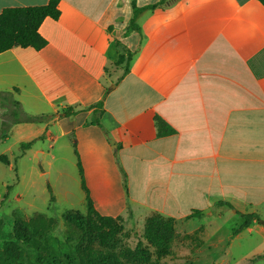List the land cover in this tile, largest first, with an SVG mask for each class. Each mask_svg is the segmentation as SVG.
<instances>
[{
    "label": "crops",
    "instance_id": "0c3cea01",
    "mask_svg": "<svg viewBox=\"0 0 264 264\" xmlns=\"http://www.w3.org/2000/svg\"><path fill=\"white\" fill-rule=\"evenodd\" d=\"M47 1L0 0V11ZM133 4L150 7L129 30ZM58 6L59 17L39 25L42 48L0 52V92L24 113L47 116L13 123L0 142L40 136L69 152L81 164L93 206L115 208L102 215H198L207 231L218 215L240 217L239 227L243 215L256 214L236 234L253 226L264 239V5L59 0ZM123 49L131 52L124 75L114 65ZM5 110L0 104V124ZM156 117L173 131L157 135ZM26 153L48 154L34 145ZM75 178L85 204L78 171ZM61 187L62 197L71 195Z\"/></svg>",
    "mask_w": 264,
    "mask_h": 264
},
{
    "label": "rangeland",
    "instance_id": "374dc122",
    "mask_svg": "<svg viewBox=\"0 0 264 264\" xmlns=\"http://www.w3.org/2000/svg\"><path fill=\"white\" fill-rule=\"evenodd\" d=\"M14 139L0 142V153L8 147L5 156L10 163L7 165L0 160V251L5 240L13 239V221L18 216L32 221V226L41 225L42 229L36 235L38 247L19 242L20 257L13 264H80L78 248L82 230L63 217L70 210L85 212V204L78 198L80 191L75 178L78 167L73 155L66 150L58 152L57 144L40 136L32 145L41 147L48 154L42 158L33 153L24 155L25 150ZM50 144L54 145L53 149ZM61 186L67 187L72 196L62 197L59 194V189H63ZM97 211L108 214L114 213L115 208H98ZM151 213L136 212L133 215L129 210L127 215L119 216L122 231L117 235V243L113 247H104L95 241L93 251L108 252L109 256L113 253L125 261V253L140 250L158 264H264V239L258 234L257 227L251 226V230L244 229L238 235L234 233L240 217L218 215L216 220L208 223L207 231L204 229L206 219L198 215L190 216V219L172 217L175 236L169 248L163 251L158 240L147 239L144 235V222ZM194 225L199 228L195 229ZM255 255L260 257L248 261Z\"/></svg>",
    "mask_w": 264,
    "mask_h": 264
},
{
    "label": "trees",
    "instance_id": "16d2710c",
    "mask_svg": "<svg viewBox=\"0 0 264 264\" xmlns=\"http://www.w3.org/2000/svg\"><path fill=\"white\" fill-rule=\"evenodd\" d=\"M264 5V0H259ZM59 0H48L45 4L13 6L5 7L0 11V52L12 48L30 47L35 50L42 48L46 44V40L40 35L38 28L44 18L49 17L57 19L60 14ZM150 6H132V16L128 24V29H138L135 24L136 15L143 9ZM131 60V52L129 50H121L114 65L122 69V75L127 73ZM8 103L9 105H5ZM0 104L6 106L3 112L0 124V137H4L13 123L17 122H41L47 116L44 114L30 115L21 111L19 103L12 101L5 92H0ZM101 107L102 102L96 104ZM71 110L65 111V114ZM92 123L98 124L97 118H92ZM157 135H166L173 130L167 126L166 122L159 117L155 118ZM39 138V137H38ZM22 141L19 143L20 148L25 150L31 147L35 139ZM0 160L8 164L5 155H0ZM78 173L80 177L81 187L85 193V212L81 213L77 210L66 211L63 214L64 219L82 230V239L78 248L80 264H158L146 258L140 250L133 253H125V261L119 260L113 253L94 252L92 245L98 241L104 247H113L117 243V235L122 231L120 217H112L100 214L93 206L89 190L84 181L83 170L79 160H77ZM6 198V194L3 196ZM3 198V199H4ZM52 195L50 200H52ZM2 201V200H1ZM229 206V204L225 203ZM230 207V206H229ZM198 210H193L192 214H199ZM256 214L243 215V222L234 231L236 234L241 229L248 227L250 221L256 218ZM51 221V220H49ZM33 222L15 216L13 221V239L3 242L0 251V261L2 264H13L21 253L19 242L32 245L37 244L36 235L42 229L41 225L32 226ZM175 222L170 216L162 215L153 211L144 222V235L147 239L158 240V246L161 250H166L170 246V242L175 236ZM40 249V245L39 248ZM115 257V258H114ZM260 257L255 255L248 261H254Z\"/></svg>",
    "mask_w": 264,
    "mask_h": 264
}]
</instances>
